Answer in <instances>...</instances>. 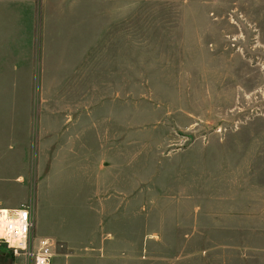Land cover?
Wrapping results in <instances>:
<instances>
[{
  "label": "rangeland",
  "instance_id": "1",
  "mask_svg": "<svg viewBox=\"0 0 264 264\" xmlns=\"http://www.w3.org/2000/svg\"><path fill=\"white\" fill-rule=\"evenodd\" d=\"M17 12L0 209L33 208L53 264H264V0ZM0 264L30 263L0 242Z\"/></svg>",
  "mask_w": 264,
  "mask_h": 264
},
{
  "label": "built area",
  "instance_id": "2",
  "mask_svg": "<svg viewBox=\"0 0 264 264\" xmlns=\"http://www.w3.org/2000/svg\"><path fill=\"white\" fill-rule=\"evenodd\" d=\"M34 231V211L31 206L0 209V242L16 256L30 264H53L50 239H37Z\"/></svg>",
  "mask_w": 264,
  "mask_h": 264
},
{
  "label": "crops",
  "instance_id": "3",
  "mask_svg": "<svg viewBox=\"0 0 264 264\" xmlns=\"http://www.w3.org/2000/svg\"><path fill=\"white\" fill-rule=\"evenodd\" d=\"M32 1L33 0H0V24L8 23L12 15H19L17 12L18 9L24 8V6L27 5H32ZM2 54L3 51L0 50V55Z\"/></svg>",
  "mask_w": 264,
  "mask_h": 264
}]
</instances>
